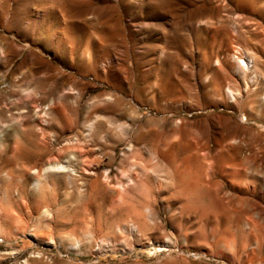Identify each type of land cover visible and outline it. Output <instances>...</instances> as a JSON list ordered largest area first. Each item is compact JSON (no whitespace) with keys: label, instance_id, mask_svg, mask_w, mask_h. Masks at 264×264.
<instances>
[{"label":"rangeland","instance_id":"374dc122","mask_svg":"<svg viewBox=\"0 0 264 264\" xmlns=\"http://www.w3.org/2000/svg\"><path fill=\"white\" fill-rule=\"evenodd\" d=\"M0 264H264V0H0Z\"/></svg>","mask_w":264,"mask_h":264},{"label":"bare ground","instance_id":"6f19581e","mask_svg":"<svg viewBox=\"0 0 264 264\" xmlns=\"http://www.w3.org/2000/svg\"><path fill=\"white\" fill-rule=\"evenodd\" d=\"M39 11H40V10H39ZM40 12H41V11H40ZM35 14H36V13H35ZM40 15H41V14H40ZM33 20H34V19H33ZM36 20H37V19H36ZM37 21H38V20H37ZM66 27H67V26H66ZM57 36H58V35H57ZM233 147H234V146H233ZM221 148H223V147H221ZM237 148H238V147H237ZM191 149H192V148H191ZM194 149H195V148H194ZM230 149H231V148H230ZM233 149H234V148H233ZM179 150H180V149H179ZM238 150H240V149H238ZM187 151H188V150H187ZM190 151H191V150H190ZM190 151H189V152H190ZM196 152H197V151H196ZM196 152H195V153H196ZM185 153H186V152H185ZM221 153H222V152H221ZM182 155H183V153H182ZM220 155H221V154H220ZM191 156H192V155H191ZM198 156H200V155H198ZM198 156H197V157H198ZM197 157H195V158H197ZM178 158H179V157H178ZM187 158H188V157H187ZM187 158H186V159H187ZM192 158H193V157H192ZM201 158H202V157H201ZM236 158H237V157H236ZM236 158H234V159H236ZM198 159L200 160V158H198ZM190 161H191V157H190ZM190 161H189V162H190ZM195 161H196V160H195ZM195 161H194V162L192 161V162L195 163ZM201 161H202V160H201ZM250 162H251V160H250ZM184 163H185V162H184ZM202 163H203V162H202ZM204 163H206V162H204ZM237 164H238V163H237ZM245 164H246V163H245ZM251 164H252V162H251ZM192 165H193V164H192ZM196 165H197V164H196ZM204 165L206 166V164H204ZM254 165H255V164H254ZM59 166H60V165H59ZM249 166H251V165H249ZM49 167H50V166H49ZM49 167H48V168H49ZM51 167H52V166H51ZM194 167H195V166H194ZM202 167H203V166H202ZM227 167L229 168V165H228ZM231 167H232V166H231ZM254 167H255V166H254ZM195 168H196V167H195ZM250 168H251V167H250ZM46 169H47V168H46ZM242 169H243V168H242ZM247 169H248V167H247ZM44 170H45V169H44ZM180 172H181V171H180ZM195 172H196V171H195ZM249 172H250V171H249ZM45 173H46V172H45ZM181 173H182V172H181ZM197 174H198V173H197ZM197 174H196V175H197ZM206 174H207V172H206ZM249 174H250V173H249ZM251 174H252V171H251ZM207 176H208V175H207ZM182 177H184V175H183ZM196 177H197V176H196ZM209 177H210V176H209ZM187 178H188V177H187ZM199 178H200V177H199ZM195 179H196V178H195ZM193 180H194V179H193ZM207 180H208V179H207ZM209 180L211 181V178H209ZM195 181H196V180H195ZM197 181H200V180H197ZM202 182H203V181H202ZM202 182H201V183H202ZM35 183H36V182H35ZM192 183H193V182H192ZM199 183H200V182H199ZM210 183H211V182H210ZM36 184H37V183H36ZM36 184H35V186H38V185H36ZM200 185H201V184H200ZM194 186H196V185H194ZM209 186H211V185H209ZM251 186H252V185H251ZM248 187H249V186H248ZM189 188H190V186H189ZM195 188H197V187H195ZM202 188H203V187H202ZM207 188H208V187H207ZM241 188H242V186H241ZM251 189H252V188H251ZM253 189H254V188H253ZM205 190H206V189H205ZM197 191H198V190H197ZM199 191H200V189H199ZM207 192H208V191H207ZM250 192H251V191H250ZM254 193H255V192H254ZM195 194H197V193H195ZM200 194H201V193H200ZM203 194H204V193H203ZM206 195H207V194H206ZM231 195H232V194H231ZM200 196H202V195H200ZM193 197H194V196H193ZM253 197H254V196H253ZM197 198H198V197H197ZM239 198L241 199V197H239ZM243 198H244V197H243ZM208 199H209V196H208ZM208 199H207V200H208ZM227 199L229 200V198H227ZM246 199H247V198H246ZM255 199H256V198H255ZM212 200H214V199H212ZM234 200H235V199H231L230 202H231V201H234ZM244 201H245V200H244ZM249 201H250V200H249ZM194 202H196V201H194ZM197 202H199V201H197ZM203 202H204V201H203ZM207 202L209 203L210 201L208 200ZM223 202H225V201H223ZM240 202H241V201H240ZM240 202H239V203H240ZM208 203H207V205H208ZM227 203H228V202H227ZM231 203H232V202H231ZM250 203H251V202H250ZM250 203L246 204V206L249 205ZM197 204H198V203H197ZM229 204H230V203H229ZM240 204H241V205H240ZM240 204H239V205L242 206L244 203L242 202V203H240ZM201 205H202V204H201ZM233 205H235V204H233ZM252 205H253V204H252ZM252 205H251V206H252ZM205 206H206V205H205ZM249 206H250V205H249ZM206 207H207V206H206ZM208 207H209V206H208ZM232 207H234V206H232ZM238 207H239V206H238ZM238 207H237V208H238ZM252 207H253V206H252ZM258 207H259V206H258ZM228 208H229V206H228ZM243 208H244V207H243ZM249 208H250V207H249ZM244 209H246V208H244ZM255 209H258V208L256 207ZM250 210L252 211V208H251ZM237 211H238V210H237ZM240 211H241V210H240ZM228 212H229V211H228ZM233 213H234V212H233ZM237 214H238V213H237ZM247 215H248V214L246 213V217H247ZM249 215H250V212H249ZM231 216H232V215H231ZM237 216H238V215H237ZM250 216H251V215H250ZM250 216H248V217H250ZM249 219H251V218H249ZM252 219H253V218H252ZM245 220H246V219H245ZM248 221L250 222L251 220H248ZM251 222H252V221H251ZM254 222H255V221H254ZM232 223H233V222H232ZM232 223H231V224H232ZM254 224H255V223H254ZM241 227H242V225H241ZM245 233H246V232H245Z\"/></svg>","mask_w":264,"mask_h":264}]
</instances>
